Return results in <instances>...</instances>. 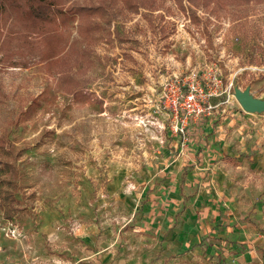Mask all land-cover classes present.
I'll list each match as a JSON object with an SVG mask.
<instances>
[{
  "label": "rangeland",
  "instance_id": "374dc122",
  "mask_svg": "<svg viewBox=\"0 0 264 264\" xmlns=\"http://www.w3.org/2000/svg\"><path fill=\"white\" fill-rule=\"evenodd\" d=\"M11 1L0 0V157L18 189L11 216L0 199V264H264V109L236 95L264 101V0H114L42 28L34 0ZM190 71L214 107L183 133L170 98Z\"/></svg>",
  "mask_w": 264,
  "mask_h": 264
},
{
  "label": "trees",
  "instance_id": "16d2710c",
  "mask_svg": "<svg viewBox=\"0 0 264 264\" xmlns=\"http://www.w3.org/2000/svg\"><path fill=\"white\" fill-rule=\"evenodd\" d=\"M60 0H34L29 2L32 6L28 9L29 15L32 17L33 21L42 24L44 21L49 24L58 26L60 23H66L68 20L73 19L74 16H91L94 13L105 14L106 9L111 7L114 0H102L97 4L94 3H73L68 6H62L59 2ZM159 0H122L123 4L129 9L137 11L140 6L144 8L157 9ZM189 4L194 6H204L208 7L214 0H187ZM250 1V0H244ZM13 4L19 6L20 2L18 0H12ZM177 5L185 10L187 6L185 0H175ZM189 9L192 11V8L189 6ZM44 24L41 25V28ZM87 30L90 32L93 29L101 28V23H87ZM62 79H65L67 85L65 90L82 95L83 92H79V87H76V81L70 75H63ZM87 96L86 94H83ZM34 102H38L37 98H34L32 103L26 107L23 111L24 113L30 112ZM0 171L4 173L5 178L4 182L7 185L3 191L0 192V199L2 205H12L14 204L16 197L15 191L18 189L17 176L18 171L15 164L9 160H4L0 157ZM8 211V216H11L10 209L6 208Z\"/></svg>",
  "mask_w": 264,
  "mask_h": 264
},
{
  "label": "built area",
  "instance_id": "2783aa9c",
  "mask_svg": "<svg viewBox=\"0 0 264 264\" xmlns=\"http://www.w3.org/2000/svg\"><path fill=\"white\" fill-rule=\"evenodd\" d=\"M186 89L181 90L177 96L172 95L170 98L173 109V121L176 120L175 130L185 133L190 117L200 116L206 113H211L214 105L201 101V96L204 93V85L195 71H190L186 74ZM207 75V74H204ZM221 75V74H215ZM221 80V77H218ZM180 108L184 110V115H181Z\"/></svg>",
  "mask_w": 264,
  "mask_h": 264
},
{
  "label": "water",
  "instance_id": "95a60500",
  "mask_svg": "<svg viewBox=\"0 0 264 264\" xmlns=\"http://www.w3.org/2000/svg\"><path fill=\"white\" fill-rule=\"evenodd\" d=\"M241 104L249 110H262L264 109V101L254 98L247 91H237L236 93Z\"/></svg>",
  "mask_w": 264,
  "mask_h": 264
}]
</instances>
